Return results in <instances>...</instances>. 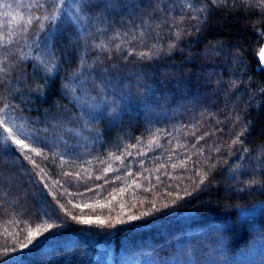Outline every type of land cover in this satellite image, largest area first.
<instances>
[{
  "label": "trees",
  "instance_id": "obj_1",
  "mask_svg": "<svg viewBox=\"0 0 264 264\" xmlns=\"http://www.w3.org/2000/svg\"><path fill=\"white\" fill-rule=\"evenodd\" d=\"M263 46L264 0H0V264H264Z\"/></svg>",
  "mask_w": 264,
  "mask_h": 264
},
{
  "label": "snow or ice",
  "instance_id": "obj_2",
  "mask_svg": "<svg viewBox=\"0 0 264 264\" xmlns=\"http://www.w3.org/2000/svg\"><path fill=\"white\" fill-rule=\"evenodd\" d=\"M213 2H215V0H213ZM261 56L264 57V50L261 51ZM8 107V105H5L4 108H0V112H4L5 109ZM0 126H3L5 131L9 132L11 134V139L12 141L18 145L19 147L25 149V150H29L31 152H35L37 155H40L39 152L36 151L35 148H30V146L28 144L25 143L24 139H18L14 134H12V129L8 128L5 124V119H0ZM26 139H31L30 135H26ZM83 223H93V221L91 219H87V220H83ZM98 223H103V221H97ZM51 227V226H49Z\"/></svg>",
  "mask_w": 264,
  "mask_h": 264
},
{
  "label": "rangeland",
  "instance_id": "obj_3",
  "mask_svg": "<svg viewBox=\"0 0 264 264\" xmlns=\"http://www.w3.org/2000/svg\"><path fill=\"white\" fill-rule=\"evenodd\" d=\"M191 100H187L186 99V103H188V102H190ZM193 102H194V100H193ZM7 126V125H6ZM8 128H11L9 125L7 126ZM12 129V128H11Z\"/></svg>",
  "mask_w": 264,
  "mask_h": 264
},
{
  "label": "water",
  "instance_id": "obj_4",
  "mask_svg": "<svg viewBox=\"0 0 264 264\" xmlns=\"http://www.w3.org/2000/svg\"><path fill=\"white\" fill-rule=\"evenodd\" d=\"M262 50H264V46H263ZM261 59H262V62L264 63V57L261 56Z\"/></svg>",
  "mask_w": 264,
  "mask_h": 264
}]
</instances>
